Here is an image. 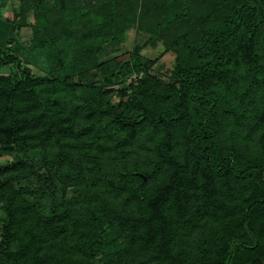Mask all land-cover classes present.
<instances>
[{
  "label": "trees",
  "instance_id": "1",
  "mask_svg": "<svg viewBox=\"0 0 264 264\" xmlns=\"http://www.w3.org/2000/svg\"><path fill=\"white\" fill-rule=\"evenodd\" d=\"M0 149V264H264V0H0Z\"/></svg>",
  "mask_w": 264,
  "mask_h": 264
},
{
  "label": "rangeland",
  "instance_id": "2",
  "mask_svg": "<svg viewBox=\"0 0 264 264\" xmlns=\"http://www.w3.org/2000/svg\"><path fill=\"white\" fill-rule=\"evenodd\" d=\"M32 33V29L28 27H22L17 31V35L19 39L23 42H27L30 38ZM129 38L131 40V43L139 41L142 42L145 38V35L142 32H139L137 30L130 29L128 30ZM161 43L158 42L156 46H150L148 43H146L141 49L140 53L148 58H155L157 55L159 56L158 59H155V61L152 64V70L151 72L153 74H156L161 77H165L169 73L171 60L173 58V54L170 52L159 54V51L161 49ZM124 47L126 45L120 46L121 50H124ZM10 159V154H6L1 151L0 149V163H7Z\"/></svg>",
  "mask_w": 264,
  "mask_h": 264
}]
</instances>
